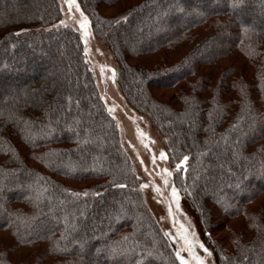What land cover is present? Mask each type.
<instances>
[{"label": "trees", "instance_id": "obj_1", "mask_svg": "<svg viewBox=\"0 0 264 264\" xmlns=\"http://www.w3.org/2000/svg\"><path fill=\"white\" fill-rule=\"evenodd\" d=\"M1 1L0 264H181L58 0ZM127 1L79 0L216 264H264V0Z\"/></svg>", "mask_w": 264, "mask_h": 264}, {"label": "rangeland", "instance_id": "obj_2", "mask_svg": "<svg viewBox=\"0 0 264 264\" xmlns=\"http://www.w3.org/2000/svg\"><path fill=\"white\" fill-rule=\"evenodd\" d=\"M136 1L121 2L114 9H110L108 14H116L126 6L136 4ZM0 2V5H3L1 0ZM58 2L62 18L53 27H71L78 31L83 43L86 61L94 74L101 99L118 126L122 145L130 157L134 172L139 178V189L161 230L168 237L176 252L179 251L180 255L187 261V264H199L197 257L203 260L204 264H216L212 246L208 242L209 240L205 239L207 237L202 231L196 211L187 202V199L179 194L175 183V172L178 169L176 165L172 166L170 163L162 136L152 126L146 115L138 112L127 102L117 83L119 64L112 52L107 48L104 40L94 32L91 19L82 10L79 0H74V2L58 0ZM11 9L15 10L13 5ZM85 17L89 23L87 26L81 27L80 22ZM31 44L33 42H28L27 46L30 48ZM63 51L61 45H57L53 49L49 48L48 54L53 58L57 57L61 63L60 57L64 54ZM14 57L20 58L18 54ZM63 64L65 67L68 66L67 62ZM159 94L162 95V92H159ZM161 151L166 154L167 159L161 158ZM188 160L181 166V169L187 168ZM165 168L171 174L164 172ZM165 179L168 181L167 184L164 182ZM173 186L177 189L178 199L172 196ZM212 205L211 203L208 206ZM260 206L257 203L252 209L257 211ZM231 225H233L236 234L240 232L241 224L235 226L232 223ZM245 229H250L249 224ZM216 236L224 238L225 243H227L224 231H217ZM185 238H187V243ZM205 248L208 250L207 252L204 251Z\"/></svg>", "mask_w": 264, "mask_h": 264}, {"label": "snow or ice", "instance_id": "obj_3", "mask_svg": "<svg viewBox=\"0 0 264 264\" xmlns=\"http://www.w3.org/2000/svg\"><path fill=\"white\" fill-rule=\"evenodd\" d=\"M69 2H74V0H69ZM242 3H243V0H233L231 7L236 8L239 5H241ZM81 15H83V13H81ZM80 23H81V27H85L88 25L89 22H88L87 18L85 17ZM245 31L247 32L248 29L245 28ZM160 156L162 159H167V156L163 151L160 152ZM187 159H188V157L185 156L182 160H180L179 163L176 164V168L178 170L181 169V166L185 164ZM163 171L166 173H169V170L167 168H165ZM169 174H171V173H169ZM164 182H165V184H167L168 183L167 179H165ZM142 187H144V185H142ZM172 196L174 198L178 199V192H177V189L175 186L172 187ZM125 239H127V237H125ZM185 241H186V243L188 242L187 238H185ZM201 247H203V245H201ZM107 250L109 251V254L113 255V256L121 255V254H123V251H124V250L118 249L117 247H110ZM204 251L207 252L208 250L205 248ZM176 255H177V258L180 259L181 264H187V261H185V259L180 255L179 251H177ZM197 259H198L199 264H204L203 260H200L198 257H197ZM137 264H140V262L138 261Z\"/></svg>", "mask_w": 264, "mask_h": 264}]
</instances>
